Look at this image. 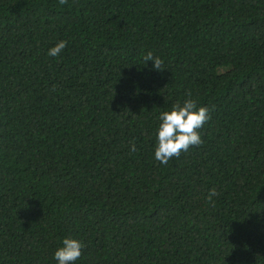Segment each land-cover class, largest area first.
<instances>
[{
	"label": "trees",
	"instance_id": "obj_1",
	"mask_svg": "<svg viewBox=\"0 0 264 264\" xmlns=\"http://www.w3.org/2000/svg\"><path fill=\"white\" fill-rule=\"evenodd\" d=\"M0 264H264V0H0Z\"/></svg>",
	"mask_w": 264,
	"mask_h": 264
}]
</instances>
